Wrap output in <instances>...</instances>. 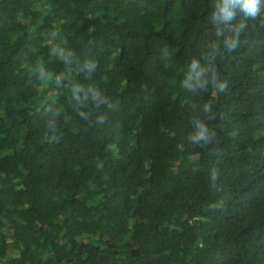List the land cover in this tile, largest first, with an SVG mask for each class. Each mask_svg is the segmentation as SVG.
I'll return each mask as SVG.
<instances>
[{
  "label": "trees",
  "instance_id": "obj_1",
  "mask_svg": "<svg viewBox=\"0 0 264 264\" xmlns=\"http://www.w3.org/2000/svg\"><path fill=\"white\" fill-rule=\"evenodd\" d=\"M246 2L0 0V264H64L94 230L120 264H264Z\"/></svg>",
  "mask_w": 264,
  "mask_h": 264
},
{
  "label": "flooded vegetation",
  "instance_id": "obj_2",
  "mask_svg": "<svg viewBox=\"0 0 264 264\" xmlns=\"http://www.w3.org/2000/svg\"><path fill=\"white\" fill-rule=\"evenodd\" d=\"M115 241L114 235L103 239L95 230L86 234L73 232L66 238L64 264H120L122 257L115 248ZM132 254L138 263L149 264L148 257H141L137 252Z\"/></svg>",
  "mask_w": 264,
  "mask_h": 264
},
{
  "label": "clouds",
  "instance_id": "obj_3",
  "mask_svg": "<svg viewBox=\"0 0 264 264\" xmlns=\"http://www.w3.org/2000/svg\"><path fill=\"white\" fill-rule=\"evenodd\" d=\"M259 0H247L245 9L249 16H255L257 14V11L259 10ZM226 85L224 83H221L219 85L218 91L223 92ZM213 88H215V81H213ZM201 138H203V131L201 132Z\"/></svg>",
  "mask_w": 264,
  "mask_h": 264
}]
</instances>
